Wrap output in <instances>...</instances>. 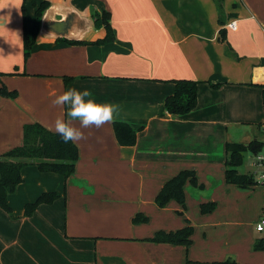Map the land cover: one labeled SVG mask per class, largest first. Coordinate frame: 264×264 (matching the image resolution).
Here are the masks:
<instances>
[{
  "label": "crops",
  "instance_id": "1",
  "mask_svg": "<svg viewBox=\"0 0 264 264\" xmlns=\"http://www.w3.org/2000/svg\"><path fill=\"white\" fill-rule=\"evenodd\" d=\"M26 2L0 0V71L6 73L0 81L16 91L0 94V153L21 143L25 123L54 130L64 110L51 100L68 87L118 103L113 121L130 124L136 140L119 144L112 121L82 129L68 177L24 166L7 198L0 264H264V229H256L264 217V179L256 155L258 170L238 168L254 173L256 184L224 180L226 142L260 140L264 155V0H48L86 17L108 11L114 38L70 44L38 33L24 59L23 34L30 36L35 11ZM231 18L235 29L226 26ZM89 33L91 40L104 36L100 27ZM177 79L199 81L195 107L180 115L164 106ZM181 169L207 174L197 179L202 187H184L186 202L197 206V226L188 214L183 222L151 227L149 218L163 209L155 194ZM46 191L58 197L25 216L24 204ZM208 201L215 208L201 213L200 203ZM137 212L148 221L132 223ZM188 223L187 246L148 239L159 227Z\"/></svg>",
  "mask_w": 264,
  "mask_h": 264
},
{
  "label": "trees",
  "instance_id": "2",
  "mask_svg": "<svg viewBox=\"0 0 264 264\" xmlns=\"http://www.w3.org/2000/svg\"><path fill=\"white\" fill-rule=\"evenodd\" d=\"M24 2L27 0H23ZM35 7L34 23L30 36L23 34V57L29 55L35 36L38 31L42 11L48 6L47 0H29ZM217 2L219 0H216ZM218 7L220 5L218 3ZM232 15V14H230ZM109 12L102 9L96 16V26H103L105 36L94 42H108L113 40L114 34L109 23ZM218 20L223 23L224 18L220 11ZM220 34L222 29L219 30ZM61 41L77 44L87 43L86 41L59 39ZM226 51L235 56L233 51L226 47ZM6 73L0 71V77ZM199 81L191 79L174 80V91L166 96L164 106L169 113L185 114L191 111L196 105L197 85ZM217 86V84H213ZM0 94L14 97L16 91L8 90L0 81ZM264 100V87H263ZM113 132L116 140L121 145H133L136 140L135 130L124 121H113ZM260 140L243 142H226V161L224 169V180L238 187L247 188L257 183L254 173L239 172L237 167L242 164L244 154L250 152L257 155L262 148ZM78 158V149L74 142L64 143L54 130H50L39 122H28L22 126V141L6 151L0 153V208L11 214L8 204V195L12 193L17 184L22 181L21 169L26 165H34L39 171L54 172L68 177L74 171V165ZM202 187L197 182V176L193 169H181L172 177L167 179L159 188L154 197L157 207H164L168 201L174 200L183 208L185 207V184ZM58 197L56 191L41 192L33 201L24 204V215L30 216L40 203H51ZM216 206L214 201L200 203L201 213L211 212ZM132 223L139 224L148 221V216L142 212L135 213L131 218ZM193 227L186 224L176 230L165 231L159 229L148 239L156 242H168L173 244L188 245L191 242ZM262 243L256 242L254 247H261ZM231 260L220 262V264H233Z\"/></svg>",
  "mask_w": 264,
  "mask_h": 264
},
{
  "label": "clouds",
  "instance_id": "3",
  "mask_svg": "<svg viewBox=\"0 0 264 264\" xmlns=\"http://www.w3.org/2000/svg\"><path fill=\"white\" fill-rule=\"evenodd\" d=\"M51 103L64 110L53 122L55 133L64 143L84 139L82 129L110 123L120 111L118 103L98 100L89 88L68 87L55 93Z\"/></svg>",
  "mask_w": 264,
  "mask_h": 264
},
{
  "label": "water",
  "instance_id": "4",
  "mask_svg": "<svg viewBox=\"0 0 264 264\" xmlns=\"http://www.w3.org/2000/svg\"><path fill=\"white\" fill-rule=\"evenodd\" d=\"M54 14H58L60 18H54ZM95 28H97L95 16H83L72 6H66L65 8L60 9L52 4H48V6L42 11L37 34H50L55 36L56 39L62 38L67 40L96 41L97 39L91 40L88 38L90 34L89 31ZM100 28L104 30L105 36L104 27L100 26Z\"/></svg>",
  "mask_w": 264,
  "mask_h": 264
},
{
  "label": "rangeland",
  "instance_id": "5",
  "mask_svg": "<svg viewBox=\"0 0 264 264\" xmlns=\"http://www.w3.org/2000/svg\"><path fill=\"white\" fill-rule=\"evenodd\" d=\"M27 2H24V5ZM31 5H28L30 8ZM25 10V7H23ZM253 154L248 152L246 153L244 157V161L242 165L240 164L241 168L243 169H252V170H258V168L254 167L253 165ZM237 167V170L239 168ZM206 173L200 172L197 176V179L204 178L206 179ZM192 203H187L185 200V207L183 208L179 203H177L174 200H170L167 202V204L161 209L158 213H156L155 218H149L148 223L150 224L151 227H158L160 225H170V224H175L176 222L179 221H184L185 217H188V214H191L192 219L194 224L197 226L198 224V219L195 218L194 211L197 212V206L193 205ZM162 208V207H161ZM2 208H0V229L3 230L4 228V222L3 218L7 216V214L4 212ZM197 214V213H196ZM193 225V224H192ZM194 226V225H193ZM181 227V226H180ZM158 229H163L162 227H159ZM156 229V230H158Z\"/></svg>",
  "mask_w": 264,
  "mask_h": 264
},
{
  "label": "built area",
  "instance_id": "6",
  "mask_svg": "<svg viewBox=\"0 0 264 264\" xmlns=\"http://www.w3.org/2000/svg\"><path fill=\"white\" fill-rule=\"evenodd\" d=\"M226 26L229 29H235L236 28V19L231 18L230 20H228L226 22ZM255 164L262 168V172L260 173L259 178L263 180L264 179V169H263L264 155L263 154H257L256 155ZM256 229L257 230H263L264 229V217L260 218L259 221L256 223Z\"/></svg>",
  "mask_w": 264,
  "mask_h": 264
}]
</instances>
